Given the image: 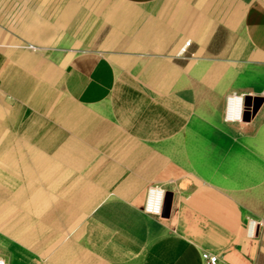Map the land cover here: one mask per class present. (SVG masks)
Returning a JSON list of instances; mask_svg holds the SVG:
<instances>
[{"label": "rangeland", "instance_id": "obj_1", "mask_svg": "<svg viewBox=\"0 0 264 264\" xmlns=\"http://www.w3.org/2000/svg\"><path fill=\"white\" fill-rule=\"evenodd\" d=\"M145 2V0H0V28L4 29V31H0V122L2 125L10 118V111L15 109L13 114L16 117L18 114L17 107L33 106L35 103L32 101L33 98L36 103L61 109L57 115L59 124L66 123L64 117L72 114L71 109L97 108L101 111L106 110L105 114L109 113V116L114 113L112 119H108L104 115L103 120H101L100 115H98L96 120H100L92 123H89L91 118H89L91 120L83 118L85 124L82 123V125L72 121L69 127L56 132L61 135V139L65 136L67 142H63V144L66 147L76 145L72 149L78 148V152L75 153L79 160L81 158L84 173L80 182V193L77 192L75 186L78 177H70L68 172L64 170L63 161H52L48 164L51 166L54 163L59 164L62 168L59 170L61 174L50 171L57 168L54 166L44 169L47 172L45 174L43 173L44 170L41 169L40 173H27L26 164L32 162L17 159L23 152L30 153L31 147L40 152L36 156L44 151L53 156L59 150L61 142L57 144L53 142L50 144L13 142V140H17L13 135L17 134L18 129L10 125L8 127L3 125L5 129L0 131L4 132V135L2 132L0 135L6 137L4 139L6 145L9 146L7 150L0 151V170L6 171L5 173L15 171L13 175L7 176V181L12 183L13 188H9L7 192H2L0 187V201L2 198L5 200V202H0V258L4 259L7 264H75L74 260L66 262L60 260V258L65 260L64 256H60L61 253L75 247L82 248L87 252L82 257H78L87 262L91 257L90 250L85 248L90 246L92 225L95 223L93 227L95 226L96 236L106 237L111 232L108 225L96 224L97 220L94 217L106 208L107 202L100 206L99 204L105 201L109 194L111 195L108 198H113L112 193L118 192L117 187L125 178L130 177L132 171L143 174L142 177L149 180L142 186V196L144 197L142 211H145L149 187L157 185L167 193L168 209L165 210L164 207L162 215H154L158 218L163 217L162 221L169 217L173 201L178 205L177 213L180 214V217L186 215L188 190L191 192L193 188L195 190L205 188L206 191L209 190L212 193L223 190L217 183L210 180L208 172L202 170L218 173V177H214V181L221 184L225 175L220 172V167H232L230 163L237 162L234 158L224 161L226 165H222L224 162L221 161L220 163L216 159L209 161L201 155L193 156L192 153L187 157V152L180 154L163 146L167 140L173 139L175 136L186 137L187 130L192 127H185V125L189 121L194 122L197 114L203 117L202 112H200L203 107L207 112L210 110L208 109L207 96H187L186 93L191 89L186 88L193 83L192 89L196 91L203 87L204 82L207 87H211L208 85L213 81L202 79L189 81L184 73L174 71L172 68L171 61L176 64L181 61L178 64L181 70L186 68L191 61H200L198 64L190 66V73L199 75L209 71L210 62L193 59V54L189 53L192 39H186L183 46L179 47L176 52L171 47L162 53H158L156 50H147L144 47L145 50L126 46L128 43L157 41L137 36V34L142 33L141 29L131 30L132 32L129 29L128 19L132 21L131 28L137 25L141 26L139 19L142 17L138 11ZM129 12L132 13L129 15ZM134 33H137L135 37ZM123 37L128 41L119 42L118 39ZM78 57L80 58L78 59ZM91 57H98V59L103 57L104 60L95 62L92 67L86 68L84 62L80 66L82 68L68 70H73L78 74L90 71L91 74L101 71L105 67L102 70H105L104 77L98 82V85L115 78L117 83H125L124 86L127 91L130 90L131 84L125 79L126 77L135 87H138V82H141L147 87V90H141V92H145L143 98L151 106L140 107L132 110V112L121 106L116 109L96 106L98 101L107 99L106 95H98L99 100H89L93 102L92 106L82 105L88 100L81 102L74 99L71 97L73 91L79 87H84L86 92L94 91L93 88L89 89L91 86L88 84L79 85L78 88L71 91L65 85V91L62 92V89L50 90L55 87V83L50 81L51 85H49L48 81L45 83L41 79L37 80L35 86H28L29 76L24 73L25 66H19V61H17L29 59L30 62H35L38 58H49L52 63L60 62L69 68L70 66H78L76 59L82 62L85 59H91ZM158 57L161 59H155ZM167 57L168 59L162 60ZM8 59L11 60L8 61ZM8 68L12 70L7 71L6 77H2L4 70L6 71ZM52 70L47 71L48 76L51 75L49 78L56 80L52 74L54 70ZM67 75H69L68 72ZM179 77L182 82L184 79V83L182 84L180 81L182 88L180 85L179 89H175L174 85ZM22 79L25 82H22ZM214 83L217 84V80ZM153 90L161 92L162 95H154ZM53 92H58L64 101L67 99L70 102H75L76 106L64 107L56 106L50 102L49 104L46 103L48 97H46L47 100H43V98ZM65 93L69 97L66 98ZM172 93H178V95L171 96ZM233 94L236 93L230 95ZM244 100L243 121H235L239 124H232L233 127L224 131L225 125H222V119H225L226 115L224 111H222L221 116L216 112L214 114L208 112L213 114L211 117L212 125L203 124L204 127L222 125L220 126L223 128L220 130L222 135H235L242 145L247 147V139H250L249 135L254 132L250 131L249 134L245 132V127L249 125L251 118L254 120V125H264V94L258 96L256 100L249 101V103H247L246 98ZM154 101L157 102L156 106H152ZM170 106L179 112L178 118L174 112L171 115ZM225 107L224 102L222 109ZM3 108L7 111L5 112ZM62 109H66V112L63 113ZM111 110L114 112H110ZM90 112L87 111L84 114L89 115ZM189 116L193 117L188 118V121L187 117ZM176 118L179 126H176L174 122ZM113 135L116 137L113 143L96 142L101 139H109ZM119 136L121 137L119 138ZM130 136H133L132 142H125ZM160 138L164 139L161 143L148 142ZM119 139H122L123 142H116ZM75 140L88 142L76 143ZM92 140L95 142H91ZM258 143H260V147L254 144V148L263 151L261 157H264V139H259ZM185 144L183 143V145ZM185 146L188 148L187 144ZM39 163L42 164L43 162ZM256 165L259 167L258 170L254 167V171L243 170V173H248L249 176L244 175L242 184L228 174L230 184L227 188L238 184L243 186V194L248 198L244 199L242 208L239 207L238 209L242 211L244 232L252 249L249 264H264V159L259 157L255 161ZM97 170L100 173L110 172L108 175H96L99 186L98 192H95L93 180L97 177L92 174V171ZM0 177L2 176L0 175ZM0 182H2L1 179ZM227 191L229 192V190ZM67 202H72L77 206L67 207L65 206ZM94 205L96 206L94 207ZM130 211L131 209L128 208H112L109 214L111 226L124 227L130 225ZM105 212L106 210L103 211V213ZM115 219L121 223L114 225L113 220ZM102 220L100 218V221ZM106 221L107 219L104 221L105 224ZM251 221L258 222L253 235L249 234ZM181 225L179 224V226ZM195 226L197 225L195 224ZM105 243L106 240L99 241L101 246ZM96 258L99 263H108L106 256L99 255Z\"/></svg>", "mask_w": 264, "mask_h": 264}, {"label": "crops", "instance_id": "obj_2", "mask_svg": "<svg viewBox=\"0 0 264 264\" xmlns=\"http://www.w3.org/2000/svg\"><path fill=\"white\" fill-rule=\"evenodd\" d=\"M145 1L138 11V14H141L140 17H142V19H139L141 26L137 25L131 28L132 21L128 19L129 29L130 32L135 31V29L142 30L140 35L134 33V37L137 34V36L157 41L128 43L126 46L130 48L131 46L142 48L141 50L153 49L158 53H162L168 47H171L176 52L179 47L183 46L186 39H192L189 53L193 54V59H202L201 61L210 62L209 67L211 68H209V71L196 75L190 73L189 69L192 64H198L200 61H191L187 64L186 68L181 70L178 67L181 61L176 64L169 59L172 62V68L174 71L184 73L189 81L202 79L213 82H210L208 85L211 87H207V84L204 82L203 87L198 88L196 91H193L192 87H194V84L191 83V86L186 88L191 89L186 93L187 96H207L208 109H210L208 112H213V114L216 112L221 116L222 111H224V114H227V98L231 93L243 96L244 99L246 98L247 103L251 100H256L258 96L264 94V0ZM131 13L129 12V15ZM0 31H4V29L0 28ZM100 58L91 57V59H85L82 62L76 59L78 66H70L69 68L66 67V64L63 65L60 62L52 63V60L49 58H38L35 62H30L29 59H19L17 61H19V66H25L26 70L24 73L29 76L28 86H35L37 80L41 79L45 83L47 81L55 83V87L50 90L62 89L61 91L64 92L68 69H77L84 62L86 63V68L92 67L95 62L104 60L103 57ZM165 59H168V57L162 60ZM10 60L8 59V61ZM31 63L32 65L30 66ZM10 69L4 70L2 77H6L7 71L12 70ZM50 69H54L52 74L56 80L49 78L50 76H48L47 71ZM215 80H217V84L214 83ZM177 83L178 79L175 84ZM149 93L151 94V92ZM152 93L154 95H162L157 90H153ZM65 95L66 98L69 97L66 93ZM173 95L177 96L178 93H172L171 96ZM46 97L48 99L61 98L58 92L49 93L43 100H47ZM71 97L81 102L100 99L97 92H86L84 87H79L73 91ZM32 101L35 102L34 105L26 106L27 109L22 108V106L17 107L18 114L16 117L13 114L15 109L12 112L10 111V118L3 124L4 127L10 125L18 129L17 134L13 135L17 140H13V142L31 144L63 143L67 142L65 136L61 139V135L56 132L61 131L67 126L69 127L72 121L73 123L76 122L82 125L84 123L83 118H87V120L91 118L92 120L89 119L91 120L89 123L99 121L100 119L96 120L98 115H100L99 118L101 120H103L104 115L108 119L114 118V113L109 116V113L105 114L106 110L101 111L97 108L71 109L70 112L72 114L64 117L67 124H59L60 121L57 119V115L61 112V109L47 106L43 103H36L34 98ZM224 102L226 107L222 109ZM170 107L171 111L170 109L169 111L171 115L174 112L178 118L179 112L173 109L172 106ZM3 110L7 111L5 108ZM62 110L63 113L66 112V109ZM87 111H91L89 115L84 114ZM110 112L114 111L111 110ZM200 112H202L203 117L197 114L192 123L188 118L191 119L193 116L187 117L189 122L185 127L192 128L187 130L186 137L175 136L166 142H171L174 139L182 140L183 143L188 145V148L186 147L188 150L187 157L192 153L193 156L201 155L204 159L209 161L216 159L220 163L221 161L224 162L234 158L237 162L230 163L232 167H220V172L225 175L223 181H221L222 185L214 181V177L217 178L218 173L202 170L208 172L210 180L217 183L223 190H219L217 193H212L209 190L206 191L205 188L198 190L193 188L191 192L188 190L186 215L180 217V214L177 213L178 205L173 201L169 217L165 221H162L163 217L158 218L141 210L144 201L142 186L143 183L149 180L143 178V174L132 171V176L130 175V177L125 178L122 181L123 183L121 182L117 187L118 192L112 193L114 197L109 199L108 197L111 195L109 194L107 199L99 204L100 206L102 203L107 202L104 209L106 212L103 213L104 210H102L94 217L97 220L96 224H100L101 226L108 225L111 232L106 237L96 236L95 226L93 227L95 223L92 225L90 246L85 248L90 250L89 254L91 258L87 262L79 259L78 257H82L87 252L82 248L75 247L61 253L60 256H64L65 260L62 258L60 260L65 262L74 260L75 264H204L201 260V254L204 251H208L218 256V264H249L252 249L244 232L242 211L238 209L239 207L242 208L244 199L248 197L243 194V186L240 184L227 188L230 184L228 174L233 179L238 180V183L242 184L244 175L246 177L249 176L248 173H243V170L254 171L253 167L259 168L257 165L255 166V161L259 157L260 159H264V157H261L263 151L254 148V144L259 146V139H264V125H254V120L251 118L249 125L245 127V132L247 134L250 131L254 132L249 135L251 138L247 139L246 145L248 146L245 147L238 140L237 136H225L220 133V130L223 129L220 126L224 124L223 130H228L229 127H233L231 126L232 124H239L235 122L237 120H229L225 115V119H222V125L205 128L203 124L212 125L211 117H213V114L208 113L204 107ZM177 118L174 122L176 126H179ZM238 121H243V119ZM74 126L76 125L74 124ZM133 136L128 137L129 139L125 142L131 143ZM115 138L113 135L109 139H101L96 142L113 143ZM163 140V138H160L158 140H149L148 142L161 143ZM75 142L87 143L88 141L75 140ZM91 142H95V140ZM116 142L121 143L123 140L119 139ZM17 159L32 162L26 164V168H28L27 173H40V169L44 170L47 167L54 166L57 168L50 171L61 174L59 170L62 168H60L59 164L54 163L52 166L48 164L52 161H63L64 170L68 172L70 177H78L75 181V186L77 192L80 193V182L84 173L81 158L79 160L75 153L58 155L55 153V155L50 156L44 151L39 156H36L23 152ZM41 161L43 162L42 164L39 163ZM222 165H226L225 162ZM109 172L100 173L97 170L92 171V174L95 176L108 175ZM43 173L46 174L47 172L44 170ZM98 176L93 180L95 192H98ZM96 199L98 200V198ZM65 206L76 207L77 204L67 202ZM117 207L131 209L130 225L124 227L111 226L109 214L112 208ZM168 207L166 199L165 210ZM100 218L103 220L100 221ZM105 219H107L106 224L104 222ZM113 221L114 225L121 223L117 219ZM179 224L182 225L179 226ZM100 240H106L105 245H99ZM99 255L106 256L108 263H99L96 258Z\"/></svg>", "mask_w": 264, "mask_h": 264}, {"label": "bare ground", "instance_id": "obj_3", "mask_svg": "<svg viewBox=\"0 0 264 264\" xmlns=\"http://www.w3.org/2000/svg\"><path fill=\"white\" fill-rule=\"evenodd\" d=\"M126 2V1H125ZM124 6V5H123ZM119 9V8H118ZM98 17V16H97ZM106 18V17H105ZM116 20V19H115ZM116 22V21H114ZM121 22V21H119ZM122 23V22H121ZM126 27V26H125ZM115 30V29H114ZM119 30V29H118ZM108 32V31H107ZM118 32V31H117ZM121 33V32H120ZM128 35V34H127ZM113 37V34L111 35ZM110 36V37H111ZM115 36V35H114ZM126 37V36H125ZM108 38V37H107ZM109 40V39H108ZM111 40V38H110ZM133 40V39H132ZM112 41V40H111ZM119 42H127L128 39L126 38H119L118 39ZM106 42V41H105ZM122 48V47H121ZM135 62V61H134ZM104 67V66H103ZM105 68V67H104ZM104 68L101 69V71H98V72H93L90 74V71H86L84 73H81V74H78L77 72L73 71V70H68V74L69 75H66V86L69 90H75L74 88H78L79 85H85V84H88L89 86V89L90 88H93L95 92L98 93V95H106L107 96V99L103 100V101H98L96 103V106H107V107H111V108H117L119 106L121 107H124L128 110H134V109H137V108H140V107H146V106H151V104L148 105L147 101L144 100L143 98V94H145V92H141V90H147V87L142 85L141 82H138L139 85L138 87H135V85H132L133 83L130 81V79L128 77H126L125 79L128 80L129 84H131V87H130V90H126V87L124 86L125 83H117L116 82V79H110L109 81H106L104 82L103 84H100L98 85V82L101 81V79H103L104 77V73H105V70L102 71ZM204 68V67H203ZM137 69V68H136ZM209 69V68H208ZM54 70V69H53ZM52 70V71H53ZM123 70V69H122ZM207 70V69H206ZM156 72V71H155ZM50 73V72H49ZM152 73V72H151ZM123 74H126V73H123ZM109 75V74H108ZM122 75V74H121ZM156 75V74H155ZM23 76V75H22ZM51 76V75H50ZM111 76V75H110ZM110 76H107V77H110ZM119 76V75H118ZM128 76V75H126ZM106 77V78H107ZM113 77V76H112ZM125 77V76H124ZM150 77V76H149ZM20 78V77H19ZM123 78V77H122ZM154 78V77H153ZM121 79V78H120ZM140 79V78H139ZM17 80H19L17 78ZM16 80V81H17ZM183 82L181 81L180 77L178 79V83L175 84V89H179L180 88V81L182 82V84L184 83V79H182ZM22 82H25L23 79L21 80ZM134 81V80H133ZM186 81V80H185ZM20 82V81H19ZM28 82V81H27ZM156 82V81H155ZM14 85V84H13ZM27 85V84H26ZM155 85V84H154ZM185 86V85H184ZM15 87V86H14ZM88 87V86H87ZM181 88H182V85H181ZM92 89V90H93ZM134 89V90H133ZM16 90V89H15ZM137 90V91H135ZM59 91V90H58ZM15 92V91H14ZM61 97V95H60ZM50 103H53L54 105L58 106H64V107H69V106H72L74 105V107L76 106L75 105V102H70V100H67L64 101L63 99L59 98L58 100H55V99H48L46 101V103L49 104ZM244 97L243 96H234V95H229V97L227 98V114H226V118L229 119V120H242L243 119V114H244ZM89 105V106H92L93 102L92 101H87V103H82V105ZM157 102L154 101L152 103V106H156ZM4 117V116H3ZM3 120V119H2ZM1 121V119H0ZM3 129L4 131V127L2 125V123L0 122V130ZM2 132V131H0ZM4 132H2L3 134ZM2 134L0 135V151L1 150H7V146L6 145V141L4 138H6L5 136H2ZM4 135V134H3ZM3 137V138H2ZM8 138V137H7ZM179 138V137H178ZM60 148L59 150L56 151L57 155L58 154H68V153H77L78 152V148H74L72 149V147H75L76 145H72V146H67L64 145L63 143H61V145H59ZM165 148L167 149H171L172 151L174 152H177V153H180V154H184L186 153L188 150L186 148L185 145H183V142L182 140H177V139H174L173 141H168V142H165L164 145H163ZM63 147H66L68 148V150L63 149ZM52 148V147H51ZM55 152V151H54ZM29 153V152H27ZM30 153L33 154V155H36V154H39L40 152H38V150L34 147H31L30 148ZM42 153V152H41ZM48 153V152H47ZM75 153V154H76ZM45 154V153H44ZM43 154V155H44ZM2 167V166H1ZM6 169V168H5ZM6 171L4 170H0V175L2 177H0V179L2 180V182H0V187L2 189V192H7V190L9 188H13V185L12 183L10 184L7 179H8V175H13L15 173V171H11L8 173H5ZM7 174V175H6ZM164 193H166L165 191L161 190L159 191L158 193H156V195H154L153 197L156 198V196H160L161 194L163 195ZM2 202H5V200L2 198L1 201ZM146 211H147V206H146ZM257 225H258V222L256 221H251V224H250V227H249V234L250 235H253L254 234V231L255 229L257 228ZM0 261L2 264H7L6 261L4 259H1L0 258Z\"/></svg>", "mask_w": 264, "mask_h": 264}, {"label": "built area", "instance_id": "obj_4", "mask_svg": "<svg viewBox=\"0 0 264 264\" xmlns=\"http://www.w3.org/2000/svg\"><path fill=\"white\" fill-rule=\"evenodd\" d=\"M233 95L238 96L237 94H233ZM161 190L163 189L157 185L149 187L147 200L145 203V208L147 206V211L146 209L145 211L147 213L153 215H162L166 202V193H164L163 195L161 194L160 196H156V198L153 197L154 195H156V193H158ZM201 260L204 264H218L219 262L218 256L208 251H204L201 254ZM0 264H2L1 261Z\"/></svg>", "mask_w": 264, "mask_h": 264}]
</instances>
